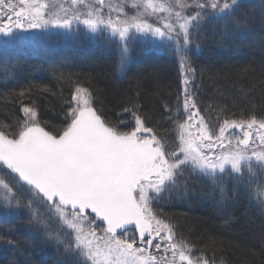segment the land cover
<instances>
[{"label":"trees","instance_id":"obj_1","mask_svg":"<svg viewBox=\"0 0 264 264\" xmlns=\"http://www.w3.org/2000/svg\"><path fill=\"white\" fill-rule=\"evenodd\" d=\"M153 1L158 8L170 9L168 0ZM216 2L230 7L206 11L199 21V38L188 53L197 69L188 85L197 106L192 111L199 110L211 135L224 120L244 124L253 118L264 120V0ZM132 3L112 1L109 6L106 2V8L111 19L119 15L132 22L138 17ZM181 3L194 6V0ZM197 11L185 9L182 14ZM166 14H153L156 25L165 24L160 17ZM113 38L105 30L93 35L77 25L64 38L45 31L37 38H24L20 46L0 39V131L9 135L14 125L27 119L23 108L29 107L36 111L39 125L55 136L62 130L76 89L81 88L88 90L92 106L108 124L129 127L113 129L119 134L130 129L126 110L137 105L161 144L179 143L180 125L192 121L182 99L183 76L177 74L178 48L158 50L150 40L134 34L122 42ZM189 129L183 130L184 138ZM242 164L245 179L251 177V189L232 169L209 173L188 163L167 182L168 189L157 194L154 207L170 218L175 242H183L182 250L194 262L264 264V181L260 179L264 168L251 162L249 172L248 162ZM13 177L21 182L0 161V179L9 184L20 204L16 218L0 215V264H88L84 256L65 250L68 239H62L64 245L51 243L48 229L57 231V219L44 207L47 202L23 182L20 190ZM40 221L46 222L45 228ZM71 253L75 259H69Z\"/></svg>","mask_w":264,"mask_h":264},{"label":"snow or ice","instance_id":"obj_2","mask_svg":"<svg viewBox=\"0 0 264 264\" xmlns=\"http://www.w3.org/2000/svg\"><path fill=\"white\" fill-rule=\"evenodd\" d=\"M71 2L76 5L83 0ZM97 4L99 7L89 11L87 18L82 21L79 15L53 21L47 19V13L42 11L47 5L37 3L36 0L30 4L29 0H20L22 6L18 10L7 0H0V33L10 36L17 29H41L49 24L68 28L75 20L93 31L101 25L111 28L113 34H118L122 40H126L132 27L137 31H147L155 36L175 40L179 51L177 74L178 78L183 76L182 99L188 109V121L200 117L199 110L192 111L197 106L188 89L190 77H194L197 72L188 55L189 46L199 38V21L206 11L209 8L223 11L230 5L225 2L221 6L216 0L211 4L208 0H194V6L190 8L187 3L175 0L171 9H164L154 6L152 0H148V7L153 14L163 11L170 13L168 17H160L168 21L163 28H153V24L147 20L132 23L122 21L119 15L115 20L105 19L102 10L104 0H97ZM177 5L181 11H175L173 15L172 9ZM195 8L200 9L195 15L182 14L185 9L190 13ZM86 96H91L87 89H76V94L68 104V111L64 113L61 132L51 138L50 134L45 135L48 131L39 125L34 108H23L27 119L22 124L14 125L9 135L0 133V161L17 174L19 180L38 190L49 206H54L74 230V240L65 245L66 251H77L85 255L91 264H107L111 255H143L150 248H155L164 252L171 250L173 255L178 252L181 262L193 264L182 250L183 242H175L174 226L169 222L170 218L154 207L157 194L168 189L167 182L173 181L189 160L209 173L217 169L223 171L226 165H230L238 178L251 189L248 183L251 177L245 179L242 161L248 162L249 172L252 170L253 159L264 168V134L259 135L260 142L253 147L255 142L251 138L254 133L250 131L257 124L260 130H264V120L258 122L253 118L247 124L224 120L219 127V135H209L204 118L200 117L195 125L199 133L195 140L203 143L206 153L199 146H194L195 141L185 140L183 130L192 127L191 123L180 125L182 134L179 143L161 144L153 128L147 126L148 119L142 114V109L133 105L126 110V114L131 116V127L121 133L120 143H112L107 139L86 142L83 133L95 130L98 125H104L109 130L129 128L121 123L108 124L102 112L94 108L93 101L86 99ZM229 128L249 130L243 131V138L237 139L233 145L230 140L224 143L227 139L225 132ZM217 145L221 149L220 155H215ZM126 152L142 160L138 169L124 171L120 167V156ZM13 179L18 182L16 177ZM260 179L264 181V172ZM0 185L11 191L9 184L2 179ZM84 223L88 225L87 232ZM203 264H207V261Z\"/></svg>","mask_w":264,"mask_h":264},{"label":"rangeland","instance_id":"obj_3","mask_svg":"<svg viewBox=\"0 0 264 264\" xmlns=\"http://www.w3.org/2000/svg\"><path fill=\"white\" fill-rule=\"evenodd\" d=\"M112 1L113 2H119L121 0H104V5H103V13H104V18L108 19L111 18L112 14L111 11H109L106 8V2L108 3V5H112ZM170 1V9L171 6L174 4V2L172 0H168ZM32 2V0H29V4ZM37 3H42V4H46L47 8L46 9H42V11H45L47 13V19L49 20H59L65 16L68 17H73L76 15L80 16V21H82L83 19L87 18L86 14L89 11H94L97 7H99V5L97 4V0H83L82 3L78 2L76 5H73L72 2L70 0H36ZM153 0H152V4H153ZM7 3H9L10 5L16 6L17 10L19 9L20 6V0H7ZM137 9V19L134 17L132 21V23H136L139 22L141 20H147L148 23H152L153 24V28L155 27H161L163 28V25H156L158 23H153V13H152V9L148 7V0H133V3ZM140 4V5H139ZM161 7V5L159 6V8ZM105 10H107V12H105ZM139 10V11H138ZM175 11H181V9L179 8V6L177 5L174 9H172V14L174 15ZM166 15H170L169 11L168 14ZM123 20H125L124 18H122ZM122 20V21H123ZM128 21H130L129 19H127ZM74 22L77 21H73L71 27L68 28H64V27H56L53 24H49L46 28H41V29H31V30H21V29H17L14 31V33L12 35H5L0 33V39H6L7 41H10L11 44H15V45H19L21 44V41L24 38L27 39H32V38H37L40 35H42L43 32L47 31L51 34H56L59 35L61 37H67L70 32L72 31V29H75L77 25L81 26L82 28H84L85 30L91 32L93 35H98V33L102 32L103 30L107 31L109 34H111V36H113V39H116L120 42L124 41L122 40L118 34H113L111 28H105L104 26H100L97 30L93 31L91 29H89L86 25H84L82 22H77V25H75ZM168 21L166 20L165 23H167ZM124 25H121V27H123ZM131 34L136 35V37L141 38V39H145V40H150L152 45L157 48L158 50H163L164 47H168V46H176L178 48V42L175 40H171L167 37H159V36H155L152 33H149L147 31H137L134 27H132L128 34H127V38L128 39ZM86 99H89L88 96L85 97ZM199 121L198 120H194L192 121V127H189V132H187L188 134L186 135L185 140H193L195 141V145L194 146H199L200 149L204 152L207 153V149H205L203 147V143H201L200 141H196L195 137L197 135H199L198 131H197V127H195L196 123ZM193 130V131H192ZM249 130L247 128H244L243 130L240 128H229L226 129L225 132V136L227 137V139L224 141L225 144L228 143V141L230 140L232 142L233 145H235L237 139H242L243 138V131ZM250 131H252L254 133V135L252 136V140L255 142L253 144V147H255L256 144H259V135L264 134V130H260L258 128V126H254ZM209 135H211V133H209ZM215 135H219V130ZM215 138V137H213ZM221 153V149L220 147L217 145L216 149H215V155H220ZM251 162H255L256 164H260L259 161H256L255 159H253ZM188 163H192L191 160L187 161L186 164ZM242 163H244V161H242ZM128 164H129V168H131V171L135 170V165H138V168L141 166L142 164V160L140 158H138L135 154L128 152ZM193 166L198 170V166L193 164ZM228 169V172L231 173V167L230 165H226L224 169ZM181 170V169H180ZM179 170V171H180ZM199 170H202L199 168ZM178 171V173H179ZM204 171V170H202ZM225 171V170H223ZM215 172L221 173L222 171H220L219 169H217ZM233 175L237 176V174L233 171ZM23 185V183L21 184V182H17V186L18 188L21 190L23 189V187L21 186ZM17 188V189H18ZM0 215L4 218H16V214L20 211V204L17 202L16 198L12 197V193L11 191H9L8 189H5L3 187V185H0ZM44 207L46 208L47 211H49L50 213H52L54 215V217L57 219L55 221L56 225L58 226L57 231L55 232V230L53 231V229H48L50 238H51V243L55 242V244H60L63 243L66 244L63 241L68 239V243H70V241L74 240V236H75V232L73 229H71L68 224L65 222V219L63 217H61L59 215V213L57 212V210L55 209L54 206L50 207L48 203L43 204ZM5 214V215H4ZM8 217H7V216ZM32 215V214H30ZM42 226L45 228L46 222H42L40 221ZM84 230L85 232L88 231V225L87 223L83 224ZM71 232V234H70ZM39 236L42 238V233L39 232L38 233ZM60 237H62L60 239ZM69 237V238H68ZM75 247L74 243H73V248ZM149 252H145L143 255H141L140 253H136L135 255H119V254H114L111 255L108 259L107 264H163L160 262H166V264H187V261H183L181 262L180 258H179V253L177 252L175 255H173L172 251L169 250L168 252H164L162 249L161 250H156L155 248H150V250H148ZM75 255H77L78 258H80V256L82 255L81 253L77 252V251H73ZM70 254V253H69ZM73 253H71V255H73V257L69 258V259H75L76 256ZM185 255H187L185 253ZM84 258L86 260L87 257L85 255ZM192 261L193 264H197V262H194L195 259H192V257H190L189 255H187ZM154 258V259H153ZM144 261V262H143ZM88 264H91V262L88 260L87 261ZM200 264V263H199ZM202 264V263H201Z\"/></svg>","mask_w":264,"mask_h":264},{"label":"water","instance_id":"obj_4","mask_svg":"<svg viewBox=\"0 0 264 264\" xmlns=\"http://www.w3.org/2000/svg\"><path fill=\"white\" fill-rule=\"evenodd\" d=\"M0 133H2V132L0 131ZM49 134H50L49 132L45 133V135H49ZM51 136H53V135L50 134L49 138H51ZM83 137H84V140L86 142H94V141H98L100 139H107V140L111 141L112 143H120L122 141L121 134H119L118 132H116L114 130H109L104 125H98V127L95 130L83 133ZM119 164H120V167L124 171H129L128 166H127V152L120 156ZM15 175L18 177L17 174H15ZM20 181L23 182L24 184H26L31 189H33L40 196V198H42L44 200V198L42 197V194H39L38 190H35L32 186L28 185L26 182H24L22 180H20Z\"/></svg>","mask_w":264,"mask_h":264},{"label":"flooded vegetation","instance_id":"obj_5","mask_svg":"<svg viewBox=\"0 0 264 264\" xmlns=\"http://www.w3.org/2000/svg\"><path fill=\"white\" fill-rule=\"evenodd\" d=\"M127 166H128V170L131 171V170H130L131 168H129V164H128V157H127ZM136 169H138V165H137V166L135 165V170H136Z\"/></svg>","mask_w":264,"mask_h":264}]
</instances>
